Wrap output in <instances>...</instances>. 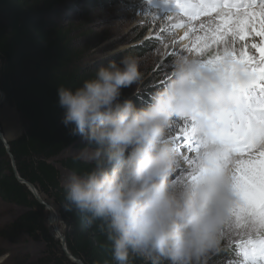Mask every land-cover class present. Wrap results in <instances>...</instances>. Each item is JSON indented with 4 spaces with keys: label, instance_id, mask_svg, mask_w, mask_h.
<instances>
[{
    "label": "clouds",
    "instance_id": "clouds-1",
    "mask_svg": "<svg viewBox=\"0 0 264 264\" xmlns=\"http://www.w3.org/2000/svg\"><path fill=\"white\" fill-rule=\"evenodd\" d=\"M144 79L135 55L108 60L79 87L57 88L69 135L91 145L93 166L62 182L65 207L101 222L115 264H210L224 246L240 200L226 145L209 128L233 108L242 82L224 66L178 58L166 86L138 106L124 90ZM204 144L191 178L177 176L181 157L173 140L178 122ZM258 131L254 140L259 146Z\"/></svg>",
    "mask_w": 264,
    "mask_h": 264
},
{
    "label": "trees",
    "instance_id": "trees-1",
    "mask_svg": "<svg viewBox=\"0 0 264 264\" xmlns=\"http://www.w3.org/2000/svg\"><path fill=\"white\" fill-rule=\"evenodd\" d=\"M152 1L155 0H146ZM69 0H0V88L6 102L14 105L27 121L25 133L10 140V150L17 168L25 180L34 184L58 209L64 222L66 242L71 253L84 264H115L111 245L100 221L89 223L79 210L65 207L61 173L55 160H61L69 171L83 173L92 168L87 160L63 156L74 147H91L79 137L69 135L63 125V109L58 105L57 88L79 87L94 76L99 66L88 67L86 56L90 50L84 27L58 23L60 9ZM142 47L131 48L125 55L143 56ZM132 97L131 91H124ZM0 197L25 207L1 235L14 243L27 237L45 245L38 260H23L18 252L17 264H76L62 249L48 227L45 207L21 184L0 139ZM225 249L220 259L234 253ZM240 260V259H239ZM242 261V260H241ZM240 261V262H241ZM132 264H145L137 258Z\"/></svg>",
    "mask_w": 264,
    "mask_h": 264
},
{
    "label": "snow or ice",
    "instance_id": "snow-or-ice-1",
    "mask_svg": "<svg viewBox=\"0 0 264 264\" xmlns=\"http://www.w3.org/2000/svg\"><path fill=\"white\" fill-rule=\"evenodd\" d=\"M163 5L168 10L165 18H178L174 27L185 29L180 42L188 43L179 52L166 53L158 71L171 74L180 58L224 66L242 82L233 111L216 117L208 133L213 141L227 146L224 155L231 161L240 200L224 246L212 260L225 254V247L231 245L239 250L242 264H264V215L249 203L255 194L257 173L264 165V0H163ZM168 81L153 85L150 91H157ZM191 124L192 119L184 117L173 132L181 157L178 177L191 178L204 149L203 142L190 134ZM258 131L259 146L254 140ZM238 172L245 177V199L238 190Z\"/></svg>",
    "mask_w": 264,
    "mask_h": 264
},
{
    "label": "rangeland",
    "instance_id": "rangeland-1",
    "mask_svg": "<svg viewBox=\"0 0 264 264\" xmlns=\"http://www.w3.org/2000/svg\"><path fill=\"white\" fill-rule=\"evenodd\" d=\"M166 12L168 10L164 8L163 0H156L155 2L146 0H69L68 6L60 9L61 20H58V23L68 25L72 22L75 26L85 28L83 31L87 32V35L81 38V43L89 41L90 50L86 56L89 68L98 64L99 66L107 64L110 59L119 60L120 58L117 59V56L126 53L131 48H144L145 54L138 57L141 61L144 79L139 85H133L131 88L124 90L131 91L134 102L138 106H142L148 102L149 97L154 93L150 91L152 86L163 83L170 78V73L165 75L163 70H157L160 68L165 54L171 53L173 50L179 52L188 43L187 40L180 42V37L184 35L185 29L174 27L178 18L169 21L165 18ZM161 29H164L162 34ZM230 111H233V108L220 113L218 116ZM27 126V121L19 114L16 107L6 102L5 95V99L0 105V127L6 139L10 142V140L19 137L25 133ZM90 151L91 147H72L63 156L77 157L79 154H84L86 157ZM9 159L11 161L10 157ZM54 163L60 170L61 181L63 182L64 177L70 171L63 166L61 160H55ZM237 175L238 190L241 192V198L245 199L243 195L245 177L243 173L238 172ZM254 188L255 194L251 197L249 203L253 209L264 215V165H261L257 173ZM47 202L56 210L59 217V227L65 233L64 222L61 220L58 209L52 202ZM25 210V207L8 202L0 197V264H17L15 258L18 252H22V261L38 260L43 255L45 247L43 242H36L24 237L14 243L1 235L2 231H5L9 224ZM50 225L48 219V227L54 236L55 234ZM228 248L233 247L231 245L225 247L226 250ZM234 249V253L226 255L227 259L224 256L223 259H220V255L211 260V264H242L239 261L241 258L239 250ZM68 251L71 252L69 248ZM82 264L84 263L82 262Z\"/></svg>",
    "mask_w": 264,
    "mask_h": 264
},
{
    "label": "water",
    "instance_id": "water-1",
    "mask_svg": "<svg viewBox=\"0 0 264 264\" xmlns=\"http://www.w3.org/2000/svg\"><path fill=\"white\" fill-rule=\"evenodd\" d=\"M4 99H5V93L2 91V89H0V105L3 103ZM0 139L2 140V142L6 148V151L9 155V157L11 158L13 170H14L15 174L17 175V178L19 179V181L22 184H25L28 187V189L33 193V195L36 197V199L45 207L46 212L48 214L49 221L51 220V218L54 215L57 223H59L58 222L59 217H58L56 210L52 209L50 204L46 201L44 195L38 190V188L34 184L30 183L29 181L24 180L21 177V175L19 174L15 158L11 154L9 140L6 139L1 127H0ZM54 237L61 242L62 249L65 251L66 255L68 256V258L70 260H72L75 263L82 264V261L79 258L75 257L74 255L71 254V252L68 251V247H67V243H66V236H65V233L62 231L61 228L59 230V234L54 235Z\"/></svg>",
    "mask_w": 264,
    "mask_h": 264
},
{
    "label": "bare ground",
    "instance_id": "bare-ground-1",
    "mask_svg": "<svg viewBox=\"0 0 264 264\" xmlns=\"http://www.w3.org/2000/svg\"><path fill=\"white\" fill-rule=\"evenodd\" d=\"M52 209H54V208L52 207ZM49 223L51 224L50 227L52 228V231L55 233V235L59 234L60 227H59L54 215L51 218V220L49 221Z\"/></svg>",
    "mask_w": 264,
    "mask_h": 264
}]
</instances>
